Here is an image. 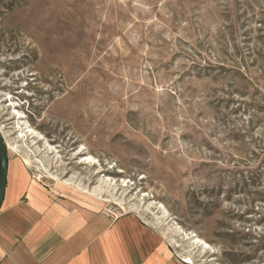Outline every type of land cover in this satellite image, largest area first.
<instances>
[{"label": "rangeland", "instance_id": "obj_1", "mask_svg": "<svg viewBox=\"0 0 264 264\" xmlns=\"http://www.w3.org/2000/svg\"><path fill=\"white\" fill-rule=\"evenodd\" d=\"M0 125L181 262L264 264V0H0Z\"/></svg>", "mask_w": 264, "mask_h": 264}, {"label": "crops", "instance_id": "obj_2", "mask_svg": "<svg viewBox=\"0 0 264 264\" xmlns=\"http://www.w3.org/2000/svg\"><path fill=\"white\" fill-rule=\"evenodd\" d=\"M67 189L48 186L24 159L10 155L0 264H188L141 217H115L106 205Z\"/></svg>", "mask_w": 264, "mask_h": 264}, {"label": "bare ground", "instance_id": "obj_3", "mask_svg": "<svg viewBox=\"0 0 264 264\" xmlns=\"http://www.w3.org/2000/svg\"><path fill=\"white\" fill-rule=\"evenodd\" d=\"M16 114V113H15ZM17 115L19 116V115H21V114H19V113H17ZM22 116V115H21ZM16 119V118H15ZM19 119H22V117H19ZM18 138H20V139H26L28 136H31L33 139H37L38 141H42L43 140V138L37 133V132H35L33 129H31L30 127H24V125L22 124L21 125V123H18ZM0 129L2 130V132H3V134H4V137L6 138V141H7V145H8V148H9V150H11V151H13V152H15V153H21V151L22 150H20V146L17 144V143H11V141H9L8 139H9V135L5 132V127L3 126V125H0ZM48 148H50V146H48ZM51 150H53V148H50ZM29 152H30V150H29ZM27 152L26 153V156L24 157V161L26 162V164L28 165V166H33L34 167V164L35 163H38L39 162V164H40V166L38 167V168H41V170L42 171H39V173L37 174V177L39 178V179H42V177H44L43 176V174H45V175H47V177L48 178H50L51 180H53V181H56V182H58L59 181V179L58 178H56V176H54V175H52V174H50L49 172H48V170L44 167V165L42 164V162L40 161V160H38V159H36L34 156H33V154H32V152ZM22 153H23V151H22ZM21 153V154H22ZM23 156V155H22ZM83 161V163H85V164H91V163H93L94 162V159L92 158V157H89V158H85V159H83L82 160ZM36 165V164H35ZM38 165V164H37ZM36 167V166H35ZM38 171V170H37ZM40 172H43V173H40ZM107 181H110V180H107ZM62 184L66 187V188H69V189H73V190H76L77 192H81L82 194H84V192L82 191L83 189L81 188V185L80 184H75V183H73V182H70V181H68V180H66V181H62ZM84 190H85V188H84ZM86 191V190H85ZM87 192V191H86ZM95 192H100V194H101V190H96ZM85 195V194H84ZM89 197H91V198H93V199H95V200H97L100 204H103V205H107V204H113V203H116L115 201L116 200H113V198H104V197H102V196H100V195H98V196H89ZM145 197H146V195H145ZM118 202V201H117ZM119 203V202H118ZM124 204V203H123ZM116 205H119V204H116ZM123 206V205H122ZM125 206V205H124ZM126 207V206H125ZM127 208V207H126ZM131 209L132 210H137L138 211V209H136L135 207H131ZM129 210V209H128ZM195 243L196 244H198V245H201L202 247H203V249L204 250H209L210 249V246L207 244V243H204L202 240H200V239H198V238H196L195 239ZM181 257H182V255H181ZM183 258V260L186 262V263H188V264H196L195 262H194V259H193V257L191 256V255H188V256H183L182 257Z\"/></svg>", "mask_w": 264, "mask_h": 264}, {"label": "water", "instance_id": "obj_4", "mask_svg": "<svg viewBox=\"0 0 264 264\" xmlns=\"http://www.w3.org/2000/svg\"><path fill=\"white\" fill-rule=\"evenodd\" d=\"M9 158L10 155L7 141L2 130L0 129V210L2 208L6 194L9 172Z\"/></svg>", "mask_w": 264, "mask_h": 264}]
</instances>
